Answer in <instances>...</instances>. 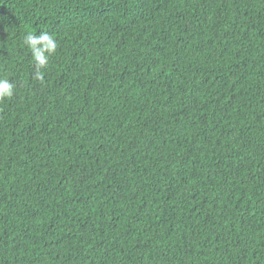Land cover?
Returning a JSON list of instances; mask_svg holds the SVG:
<instances>
[{
	"label": "trees",
	"instance_id": "16d2710c",
	"mask_svg": "<svg viewBox=\"0 0 264 264\" xmlns=\"http://www.w3.org/2000/svg\"><path fill=\"white\" fill-rule=\"evenodd\" d=\"M0 78V264H264V0H0Z\"/></svg>",
	"mask_w": 264,
	"mask_h": 264
},
{
	"label": "clouds",
	"instance_id": "9594fccd",
	"mask_svg": "<svg viewBox=\"0 0 264 264\" xmlns=\"http://www.w3.org/2000/svg\"><path fill=\"white\" fill-rule=\"evenodd\" d=\"M25 45L29 48L32 58L37 65V77L42 78L41 69H44L49 57L56 52L57 42L54 36L47 32L40 35L28 33L24 38ZM14 92V85L7 79L0 78V100L11 98Z\"/></svg>",
	"mask_w": 264,
	"mask_h": 264
}]
</instances>
